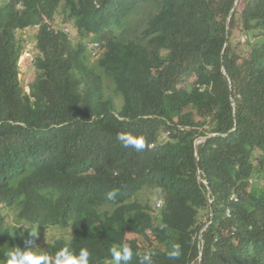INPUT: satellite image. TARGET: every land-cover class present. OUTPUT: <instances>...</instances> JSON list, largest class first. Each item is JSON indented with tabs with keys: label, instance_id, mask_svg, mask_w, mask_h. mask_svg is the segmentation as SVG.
Returning a JSON list of instances; mask_svg holds the SVG:
<instances>
[{
	"label": "trees",
	"instance_id": "16d2710c",
	"mask_svg": "<svg viewBox=\"0 0 264 264\" xmlns=\"http://www.w3.org/2000/svg\"><path fill=\"white\" fill-rule=\"evenodd\" d=\"M60 9L76 40L56 28ZM29 28L42 75L26 92L17 32ZM150 190L156 204L132 201ZM3 209L31 225L21 239ZM50 228L73 235L46 253L87 247L90 264L121 243L130 264L145 250L153 264H264V0L0 6V264Z\"/></svg>",
	"mask_w": 264,
	"mask_h": 264
},
{
	"label": "rangeland",
	"instance_id": "374dc122",
	"mask_svg": "<svg viewBox=\"0 0 264 264\" xmlns=\"http://www.w3.org/2000/svg\"><path fill=\"white\" fill-rule=\"evenodd\" d=\"M6 3L7 0H0V6ZM55 26L57 29L65 28V27L68 28L69 29L68 34L70 38H72L73 40H76L78 38L77 29L73 26L71 22H68L66 20V16L64 13H62V9H60L56 15ZM36 33L37 30L35 28H29L17 32L19 43L25 46L24 54L22 55L19 61V70H20L19 78L26 92H30L29 86L34 81L36 76L42 75L39 59H37L38 56L40 55V52L37 49ZM90 42H92V40H90ZM91 44L89 45V47L91 46ZM91 51L92 49H89V52ZM97 60L98 58L93 59L94 62H96ZM106 81L111 83V85H113L111 78H107ZM117 104L119 107L122 104V101L121 102L118 101ZM158 200H160L158 193L156 191H151V190L148 192L144 191L143 193H139L132 198L133 202H142L144 204L149 203L150 205L156 204ZM111 209L112 207L109 205H103L98 207L99 212H104ZM2 211L4 212L3 214L6 215L7 222L9 224H12L11 229L16 226H18L19 228L18 231L19 236H14L12 232L11 237L15 240V238L21 239L20 236L26 235L28 229L31 228V225L25 223L27 227L25 228L23 225H20L22 221L18 220L16 213L14 214H12L11 212L7 213L6 209H3ZM72 231H73L72 229H68L67 231L65 230L62 231L61 229L58 228L46 229L43 231V233H36V235L33 236L32 242L38 250L45 252V249L50 244H53L56 240L73 235ZM14 247H18V246H16V244H10L9 250H11ZM25 247H26V243L25 246L22 244V247L20 248L24 249Z\"/></svg>",
	"mask_w": 264,
	"mask_h": 264
},
{
	"label": "clouds",
	"instance_id": "9594fccd",
	"mask_svg": "<svg viewBox=\"0 0 264 264\" xmlns=\"http://www.w3.org/2000/svg\"><path fill=\"white\" fill-rule=\"evenodd\" d=\"M92 46V51H95ZM118 139L122 142L124 148H135L141 151L145 148V139L142 135H133L131 133H120ZM118 189H113L107 193L108 199H114L118 193ZM25 228V222H21ZM163 227V225L161 226ZM36 231L31 230L33 236ZM111 255L110 264H130L133 259V249L129 243H121L113 245L109 249ZM92 253L87 247L79 249L78 253L70 251L69 247H64L54 256L36 248L32 241H26L24 249L14 247L5 253L6 264H90ZM135 255L139 258V264H153L154 253L151 250H145L143 253L137 251ZM182 255L181 245L174 243L167 252V258L170 260H178Z\"/></svg>",
	"mask_w": 264,
	"mask_h": 264
},
{
	"label": "built area",
	"instance_id": "2783aa9c",
	"mask_svg": "<svg viewBox=\"0 0 264 264\" xmlns=\"http://www.w3.org/2000/svg\"><path fill=\"white\" fill-rule=\"evenodd\" d=\"M93 48H94V50L96 51L97 44H94V45H93ZM95 51H94V53H95ZM152 147H154V144H152V145H151V148H152ZM251 183H252V182H251ZM232 200H234V201H236V202H237V201H238V198H237V196H236V195H233V197H232ZM158 206H159V207H160V206H162V203H161V202H159Z\"/></svg>",
	"mask_w": 264,
	"mask_h": 264
},
{
	"label": "water",
	"instance_id": "95a60500",
	"mask_svg": "<svg viewBox=\"0 0 264 264\" xmlns=\"http://www.w3.org/2000/svg\"><path fill=\"white\" fill-rule=\"evenodd\" d=\"M201 143V141H198V143H197V147H198V145Z\"/></svg>",
	"mask_w": 264,
	"mask_h": 264
}]
</instances>
